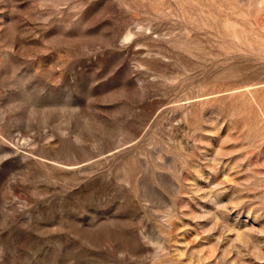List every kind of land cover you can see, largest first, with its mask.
I'll list each match as a JSON object with an SVG mask.
<instances>
[{"label":"rangeland","instance_id":"1","mask_svg":"<svg viewBox=\"0 0 264 264\" xmlns=\"http://www.w3.org/2000/svg\"><path fill=\"white\" fill-rule=\"evenodd\" d=\"M0 264H264V0H0Z\"/></svg>","mask_w":264,"mask_h":264}]
</instances>
